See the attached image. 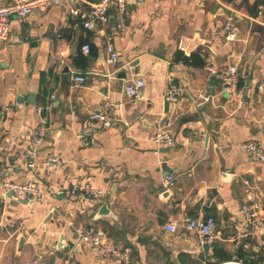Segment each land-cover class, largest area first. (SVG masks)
<instances>
[{
  "label": "crops",
  "instance_id": "obj_1",
  "mask_svg": "<svg viewBox=\"0 0 264 264\" xmlns=\"http://www.w3.org/2000/svg\"><path fill=\"white\" fill-rule=\"evenodd\" d=\"M112 7L108 22L90 30L87 0L9 19L0 43V173L36 183L46 196L36 203L0 194V264H123L97 261L75 228L101 230L127 251L128 264H264V233L240 214L244 204L264 210V162L243 148L254 141L264 153V0H145L126 7L121 32ZM227 24L231 43L222 37ZM109 43L118 53L112 65ZM180 53H197L203 64L176 62ZM232 66L233 99L218 77ZM76 76L85 82L76 85ZM140 77L142 96L127 98L125 84ZM169 84L183 88L176 104L165 98ZM105 102L115 121L100 130L89 116ZM39 125L46 135L29 170ZM160 128L171 144L152 141ZM50 157L62 166L45 164ZM87 183L106 197L71 191ZM207 216L215 238L203 243L184 225ZM170 222L174 233L164 228Z\"/></svg>",
  "mask_w": 264,
  "mask_h": 264
},
{
  "label": "built area",
  "instance_id": "obj_2",
  "mask_svg": "<svg viewBox=\"0 0 264 264\" xmlns=\"http://www.w3.org/2000/svg\"><path fill=\"white\" fill-rule=\"evenodd\" d=\"M61 0H12L9 4L5 3V0H0V43L8 39L9 19L10 17L16 18L19 22H23L27 17L38 7L46 5V3L52 5L60 4ZM145 0H87L88 10L86 13V20L83 22V27L86 29H92L95 23H107L109 20L108 11L113 6L116 9V21L115 27L118 32H121L125 28V9L129 5H142ZM223 40L224 43H231L235 39V32L227 24L223 28ZM82 52L88 53V46L84 45L81 48ZM106 53L108 58L106 60L107 65H112L118 60V53L114 50L112 44L106 45ZM218 77L226 86V91L230 98L233 99L237 95V82L238 73L237 69L232 66L228 67L224 72L218 74ZM76 85H82L85 80L81 76L73 78ZM145 88L144 80L135 78L129 80L125 86V95L129 99H138L142 96ZM168 89L165 92L166 100L171 104H176L178 98L183 92V88L180 85L169 84ZM80 100V99H79ZM52 104H49L48 108H51ZM103 109L99 112L92 113L89 116V120L100 130H104L110 127L115 121V110L112 108L109 102H105ZM46 135V128L42 125L36 127L32 132L29 141L31 150L26 154V166L29 170L35 168V160L38 156L40 146L43 138ZM152 141L156 144L166 143L171 144L172 138L169 131L166 128H160V130L153 136ZM247 157L251 161L264 162V153L261 150L257 142H250L243 146ZM53 163L56 167H61L60 161L55 157H50L45 161V164ZM167 184L173 182V175L168 173L165 176ZM74 194L84 197L85 199L99 201L106 197L107 192L102 189L95 188L89 183L75 185L72 190ZM12 193L13 197H22L27 202L40 203L46 194L41 190L38 184L34 182L27 183H11L5 181L1 177L0 173V194L5 195ZM59 191L57 194H61ZM240 214L243 215L246 224L250 230L255 233L263 231L264 233V210L258 209L255 206L248 204L242 205L240 208ZM177 225L170 222L164 226L165 230L169 233L177 231ZM185 229L197 235L201 242H211L215 238L216 221L213 217H200L199 219L188 220L184 225ZM76 242L86 249H91L95 259L101 263L108 262H120L128 264L129 255L127 251L121 250L116 244H114L108 237H105L101 230L90 228L89 230H83L81 228L74 229ZM220 264H244L242 262H225Z\"/></svg>",
  "mask_w": 264,
  "mask_h": 264
},
{
  "label": "trees",
  "instance_id": "obj_3",
  "mask_svg": "<svg viewBox=\"0 0 264 264\" xmlns=\"http://www.w3.org/2000/svg\"><path fill=\"white\" fill-rule=\"evenodd\" d=\"M176 62H180L184 65H190V66L203 64V60L201 59V57L198 56L197 53H195L194 55H191L189 57H186L182 53H180L178 55V57L176 58ZM242 258H243V256H242ZM222 259H223V260H221L222 262L230 261L229 258H222ZM249 264H251V263H249Z\"/></svg>",
  "mask_w": 264,
  "mask_h": 264
},
{
  "label": "water",
  "instance_id": "obj_4",
  "mask_svg": "<svg viewBox=\"0 0 264 264\" xmlns=\"http://www.w3.org/2000/svg\"><path fill=\"white\" fill-rule=\"evenodd\" d=\"M113 8V7H112ZM30 98H32V96H30ZM32 104H35V102L33 100H30ZM28 101V102H30ZM10 196H13L12 193H8ZM207 247L206 244H204L203 248L205 249Z\"/></svg>",
  "mask_w": 264,
  "mask_h": 264
}]
</instances>
